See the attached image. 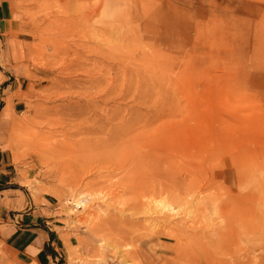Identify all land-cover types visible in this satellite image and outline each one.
<instances>
[{"label":"rangeland","instance_id":"374dc122","mask_svg":"<svg viewBox=\"0 0 264 264\" xmlns=\"http://www.w3.org/2000/svg\"><path fill=\"white\" fill-rule=\"evenodd\" d=\"M0 8L31 87L0 150L53 203L58 264H264V0ZM146 161L173 197L143 193Z\"/></svg>","mask_w":264,"mask_h":264},{"label":"crops","instance_id":"0c3cea01","mask_svg":"<svg viewBox=\"0 0 264 264\" xmlns=\"http://www.w3.org/2000/svg\"><path fill=\"white\" fill-rule=\"evenodd\" d=\"M5 10L0 8V127L9 125L25 111L30 83L16 75L20 47L12 44L7 62L6 42L11 29ZM16 165L0 150V264H58L64 241L51 228L54 206L47 197L38 203L22 190Z\"/></svg>","mask_w":264,"mask_h":264},{"label":"bare ground","instance_id":"6f19581e","mask_svg":"<svg viewBox=\"0 0 264 264\" xmlns=\"http://www.w3.org/2000/svg\"><path fill=\"white\" fill-rule=\"evenodd\" d=\"M68 2H70V0H68ZM67 18H69V19H66V23H69L70 21H72L73 19H74V17H67ZM59 20H61L60 18H59ZM64 21V20H63ZM64 23H65V21H64ZM66 25V24H65ZM59 131V130H58ZM69 130H66V132H68ZM63 132V131H62ZM61 132V133H62ZM55 132H53V134H54ZM58 133V132H57ZM70 133V132H69ZM72 133V132H71ZM77 133V132H76ZM76 133H75V135L74 134H72V135H74V136H76ZM63 134V133H62ZM65 134V133H64ZM55 135V134H54ZM70 135V134H69ZM72 135H70L71 137H72ZM68 136V135H67ZM66 136V137H67ZM69 136V137H70ZM125 136H126V134H125ZM64 137V136H63ZM67 140V139H66ZM63 141V140H62ZM58 142V141H57ZM56 142V143H57ZM64 142V141H63ZM68 142V141H67ZM69 142H70V140H69ZM56 143H55V145H56ZM58 143H61V142H58ZM66 143V142H65ZM54 144V143H53ZM53 144H51V145H53ZM51 145H50V147H51ZM55 145H53V146H55ZM62 145V144H61ZM136 145V144H135ZM52 146V147H53ZM60 147V145L58 144L57 146H56V149H57V152H59L58 151V148ZM63 146H64V144H63ZM67 146V145H66ZM133 146H134V144H133ZM55 148V147H54ZM53 149V148H52ZM51 149V150H52ZM61 148H59V150H60ZM50 150V149H49ZM48 150V151H49ZM61 152L63 151V150H60ZM56 152V153H57ZM61 152H59L60 154H61ZM48 153L46 152V155H47ZM49 154L51 155V152H49ZM50 155H47V156H50ZM53 155H54V153H53ZM57 155H59L58 153H57ZM54 156H56V155H54ZM53 157V156H52ZM45 160L47 159V158H44ZM43 159V160H44ZM42 160V161H43ZM164 162V161H163ZM142 163H143V161H142ZM146 164H149V162L148 161H146ZM166 163H161V161L159 162V163H155V164H152V165H150L149 164V166H151V168H150V172H146V174H145V176H144V180L146 179V182L144 183L143 182V184H142V187H143V189H142V191H143V193H144V191L145 192H148L149 194H150V196L153 198V197H157V196H160V195H171L172 197L175 195V193H176V191H174V190H176L177 188H176V182H174L175 180H174V178H173V176H172V168H170V167H166V165H165ZM148 179V180H147ZM184 190H186V185H185V183H184V186L183 187H181L180 188V190L179 191H184ZM143 193H141V195H144ZM187 193V192H186ZM186 197V196H185ZM187 198H188V196H187ZM166 216V215H165Z\"/></svg>","mask_w":264,"mask_h":264}]
</instances>
